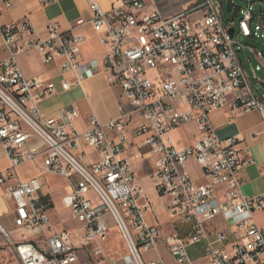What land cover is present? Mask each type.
I'll use <instances>...</instances> for the list:
<instances>
[{
    "label": "built area",
    "instance_id": "2783aa9c",
    "mask_svg": "<svg viewBox=\"0 0 264 264\" xmlns=\"http://www.w3.org/2000/svg\"><path fill=\"white\" fill-rule=\"evenodd\" d=\"M241 1L229 0L228 18L224 0H203L202 16L167 19L159 10H145V0H118L108 10L90 0L91 21L106 48L103 61H84V35L63 31L58 22L47 24L45 36L29 19L0 22L7 52L0 57V160L9 159L0 184L16 203L17 226L37 237L16 241L0 220V238L19 264H78L79 249L89 244L103 251L111 216L126 250L109 264H168L161 256L144 257L161 244L174 264H198L195 247L207 264H264V223L256 218L264 212V191L245 193L239 173L254 158L236 136L220 140L210 119L217 108L256 110L264 124V49L254 42L264 40V0ZM31 50L73 70L76 83L103 73L121 85L130 109L119 104L118 116L106 123L92 113L84 131L74 126L80 116L75 106L60 116L44 113L39 99L56 83L25 76L17 56ZM72 83L64 79L62 88ZM134 113L144 116L135 133L154 156V187L165 199L170 229L132 159L123 155ZM192 120L201 136L177 146L169 133ZM256 135L264 137V129ZM88 148L98 153L95 159L88 161ZM25 162L67 179L70 192L62 201L77 227L53 225L41 178L20 175Z\"/></svg>",
    "mask_w": 264,
    "mask_h": 264
},
{
    "label": "crops",
    "instance_id": "0c3cea01",
    "mask_svg": "<svg viewBox=\"0 0 264 264\" xmlns=\"http://www.w3.org/2000/svg\"><path fill=\"white\" fill-rule=\"evenodd\" d=\"M5 1L7 0H0V22L14 23L29 19L43 36L47 34L46 27L49 22H58L63 31L73 30L84 35L85 39L81 45V56L84 61L92 58L103 61L106 48L101 43L100 34L93 27L91 21L93 11L90 8V0H58L48 3H43L41 0H8L10 2L9 5ZM95 1L106 10L112 8L114 4H118V0ZM203 8V0H145V10H159L167 19H196L202 16ZM260 11L261 9L258 8L257 12ZM79 18H84V23L77 24V19ZM254 42L263 48L260 41L255 40ZM6 54L3 38L0 36V57H4ZM17 61L25 76L52 79L56 83L54 92L39 99L38 103L41 110L47 114L60 116L63 109L75 106L79 109L80 116L74 121V126L80 131L90 127L89 116L92 113H95L102 123H106L111 118L118 116L119 104H122L127 110L130 109V103L124 95L121 85L110 83L101 72L83 77L79 83H76L74 82L75 72L73 70H63L59 65V61L46 62L39 51L20 52L17 56ZM64 79L73 82L68 89L62 88ZM210 119L220 140L223 141L230 136H236L239 141V147L254 158V162L245 164L240 169L239 173L243 178V191L247 194L263 192L264 137L256 135L257 132L264 129L261 113L256 110L230 111L227 108H217L210 112ZM143 121L144 116L142 113H134L131 116L125 127L127 144L123 151V155L132 159L134 170L142 183L141 175H151L147 158L153 163L155 171L154 156L150 146L144 142L143 135L135 133L136 127ZM169 136L177 146H184L196 141L201 136V133L196 122L192 120L173 129ZM87 150L89 152L88 161L97 157L98 153L94 149L88 148ZM8 164L9 159L3 157L0 160V169ZM136 164L137 166H135ZM19 171L24 179L32 176L41 178L43 183L41 192L50 199L49 211L53 208L52 200L54 204L56 203L54 195H57L60 191L61 203H63V196L70 192V185L67 179L57 174L43 172L37 163L25 162L20 166ZM195 172H198L200 180H205V177L200 175L198 169L195 168ZM151 177L153 179V175ZM54 179L60 180L61 189H65L63 192L56 189L53 184ZM4 186L0 184V220L11 231L14 240L36 241L37 237L35 235L25 232L17 226L15 222L16 203L4 194ZM166 217L163 218L160 212V220L164 224L169 220L167 212ZM256 218L259 222L262 221L261 223L263 224L264 212L258 213ZM161 248L159 246L156 249V254L152 258L161 256L165 260ZM193 255L196 257L198 264H207L200 247L193 249ZM10 261L19 264L9 247L0 238V264L9 263Z\"/></svg>",
    "mask_w": 264,
    "mask_h": 264
},
{
    "label": "rangeland",
    "instance_id": "374dc122",
    "mask_svg": "<svg viewBox=\"0 0 264 264\" xmlns=\"http://www.w3.org/2000/svg\"><path fill=\"white\" fill-rule=\"evenodd\" d=\"M234 1L242 4L241 0H234ZM224 15H225V18H228L230 17V15H232V13L229 12V1L228 0H224ZM260 42L262 43L263 48H264V41H260ZM147 160H148V163L150 164V169H151L150 173L151 175H154L153 163L149 161V158H147ZM135 166H137V164ZM151 175H141L142 181L147 188L149 198L154 203H156V205L159 208V211L162 214V217L167 218L166 217L167 211L165 208V199L164 197L160 196L156 192L155 187H154V182H153ZM53 184L57 190H61L62 192L65 190V189H61L60 180L54 179ZM54 199L56 203L54 204L52 200L53 208L50 211L51 220H52L53 225H55L58 228L62 226H65L67 228L77 227L79 224L75 220L72 219L71 213L68 210V208H66L64 204L61 203L60 191L57 193V195H54ZM109 218H110V223L112 226L111 231H110L111 235L109 236L108 240L105 242L104 250L99 252L96 249V244H89L88 246L80 248L78 251V255H79L78 264H109L110 259L122 257L123 253L126 250L124 242H123V238L121 236L120 230L115 226L114 218L112 216ZM168 223L169 222L167 221L166 224H164L166 229H170V226ZM160 246L162 247L161 248L162 254L166 262L168 264H174L173 257L165 250L163 245H160ZM155 251L156 250L153 249L148 252H144V257L152 258L154 254H156ZM5 264H15V262L10 261L9 263L7 262Z\"/></svg>",
    "mask_w": 264,
    "mask_h": 264
},
{
    "label": "water",
    "instance_id": "95a60500",
    "mask_svg": "<svg viewBox=\"0 0 264 264\" xmlns=\"http://www.w3.org/2000/svg\"><path fill=\"white\" fill-rule=\"evenodd\" d=\"M234 30H235L234 28L230 29V32H231L232 35L234 34Z\"/></svg>",
    "mask_w": 264,
    "mask_h": 264
}]
</instances>
